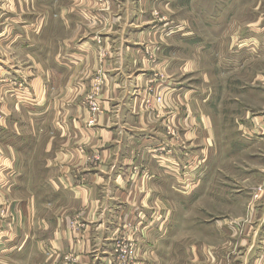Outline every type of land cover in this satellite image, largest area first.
Returning a JSON list of instances; mask_svg holds the SVG:
<instances>
[{
    "label": "crops",
    "instance_id": "0c3cea01",
    "mask_svg": "<svg viewBox=\"0 0 264 264\" xmlns=\"http://www.w3.org/2000/svg\"><path fill=\"white\" fill-rule=\"evenodd\" d=\"M111 9L106 19L111 32L99 55L93 32L85 28L90 11L71 17L69 10H59L57 55L45 52L47 8L28 26L32 55L1 54L3 42L18 44V32L3 40L0 22V264H63L66 255L78 264H114L115 243L122 239L135 242L136 264H178V197L194 200L208 170L206 158L199 167L187 163L198 153L262 156L254 150L264 147V91L244 95L237 86L234 104L248 96L257 107L233 117V133L224 118L214 126L208 110L194 105L199 89L205 105L212 90L192 83L193 61L189 55L185 64L179 61L175 39L153 37L155 64L131 48L137 42L125 33L137 27H127L129 19L141 25L147 20L141 12L149 7L124 1ZM116 10L122 21L115 52ZM96 83L102 112L92 115L84 98ZM151 89L162 103L144 102ZM180 155L186 162L178 164ZM179 187L186 188L185 196ZM258 209L247 213L249 223L242 224L246 216L218 220L217 229H209L216 248L203 241L202 251L217 249V264H264ZM194 247L187 246L190 264ZM232 251L238 254L227 259Z\"/></svg>",
    "mask_w": 264,
    "mask_h": 264
},
{
    "label": "rangeland",
    "instance_id": "374dc122",
    "mask_svg": "<svg viewBox=\"0 0 264 264\" xmlns=\"http://www.w3.org/2000/svg\"><path fill=\"white\" fill-rule=\"evenodd\" d=\"M33 1L31 3V0H0L3 40L8 36L7 33L13 34V30L18 32V44L5 46V42H3L1 54L32 55L30 52L32 47L27 43L29 38L27 31L30 32L28 26L31 21L41 19L42 12L47 11L41 12L40 10L47 8L46 14L49 18L50 28L49 43L45 52L48 55H57L59 50L57 38V25L60 22L59 10H69L68 13L71 17L74 11L92 12L87 17L89 25L86 23L85 28L93 32L95 37H92V41L96 45L99 55V53H103L104 35L111 32V27L107 26L106 22L108 15L112 12L111 6H120L125 1V4H145L150 9L141 12L147 17V20L143 21L141 25L133 26L132 22L135 19L133 21L129 19L127 27L131 29L137 27L134 31L125 33L126 37H133L135 41L132 40V43L137 42L131 48H136V53L144 55L147 61L155 64L156 45L151 43L153 37H160L167 41L175 39L171 41L174 42L173 45H176V55H178L179 61L185 64L186 55H189L187 60L193 61L192 75L188 74L192 83L199 87L204 84L205 87H210L212 90L211 98L205 105L202 98L205 92L199 89L198 95L194 96V105L196 108L199 107V110H208L211 117H214V126H220L224 118L227 132L233 133V117H239L240 111L250 109L253 111L252 108L257 107V100L255 99V104L251 105L248 96L245 99L242 98V101L238 102L239 105H235L233 91H242L244 95L246 93L249 95L250 91L251 93L252 91H258L256 93L264 91V0ZM121 14L119 10L112 13L115 52L120 48L119 43H121V41L117 43V38L121 39ZM92 18L97 24H91L92 20L90 19ZM108 41L110 42V40ZM41 52L38 49L37 55H41ZM99 94V86L96 83L92 91H87L84 98L87 101V111L92 115L102 112L101 106L98 104ZM153 94L154 91L149 90L144 102L150 103L154 99ZM262 104L264 106L263 101ZM208 106L210 108H207ZM247 106L251 108H247ZM255 112L260 114L262 109L258 107ZM196 147L192 146L191 151L196 153L198 151ZM227 149L225 148L224 151H233ZM251 152L236 156L220 155L215 152L202 156L197 152L196 155L199 158L187 163L188 166L199 167L202 165L201 160L206 158L208 170L203 178L206 180L205 183L198 189H194L196 190L193 192L194 200H182V197H178L176 205L178 264L191 263L189 260L191 253L187 248L191 242L197 246L194 247L193 264H217V249L203 252L202 248L205 247L201 243L205 241L206 245H215L216 248L217 238L212 235L213 233L209 229H217L218 220L233 221L234 218H244L248 212L251 214L253 211L256 212L258 207L261 216H263L259 223L264 229V200L262 199L264 191L260 195L257 192L258 187H264V147L254 150L255 154H262V156H251ZM186 159L184 155H180L178 164L186 162ZM258 167L263 169V173H258ZM250 171L253 172L249 174ZM247 178H250L251 181L246 184ZM255 185L257 186L253 193H250L249 188ZM185 191V187H179V195L185 196ZM249 193L251 201L248 199ZM255 195H257L256 198ZM234 196H238L235 202L232 201ZM224 199L226 200L224 201ZM231 221L229 222L231 223ZM242 221V224L249 223L247 216ZM236 254L238 252L228 253L227 259L235 257ZM261 258L262 256L258 257V259Z\"/></svg>",
    "mask_w": 264,
    "mask_h": 264
},
{
    "label": "built area",
    "instance_id": "2783aa9c",
    "mask_svg": "<svg viewBox=\"0 0 264 264\" xmlns=\"http://www.w3.org/2000/svg\"><path fill=\"white\" fill-rule=\"evenodd\" d=\"M154 101L156 103H162L163 98L159 93L153 94ZM148 103V101H145ZM264 191V187H258L257 192L260 195ZM255 198L257 195L254 196ZM0 214L3 215L4 212L0 211ZM114 264H136L135 255H136V245L133 241L128 240H118L115 243L114 247ZM63 264H78L77 259L72 255H66L63 257Z\"/></svg>",
    "mask_w": 264,
    "mask_h": 264
}]
</instances>
